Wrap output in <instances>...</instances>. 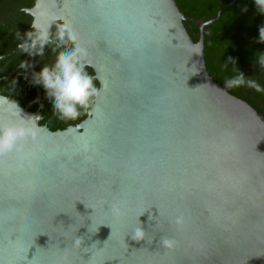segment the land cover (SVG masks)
I'll list each match as a JSON object with an SVG mask.
<instances>
[{
    "label": "water",
    "instance_id": "obj_1",
    "mask_svg": "<svg viewBox=\"0 0 264 264\" xmlns=\"http://www.w3.org/2000/svg\"><path fill=\"white\" fill-rule=\"evenodd\" d=\"M235 1L196 42L176 0L34 1L35 35L72 27L99 96L52 129L0 108L37 129L0 156V264H264V111L203 60Z\"/></svg>",
    "mask_w": 264,
    "mask_h": 264
},
{
    "label": "trees",
    "instance_id": "obj_2",
    "mask_svg": "<svg viewBox=\"0 0 264 264\" xmlns=\"http://www.w3.org/2000/svg\"><path fill=\"white\" fill-rule=\"evenodd\" d=\"M230 0H176L194 42L198 23L215 17ZM264 13L256 0H236L218 21L203 28V60L206 71L225 85L243 76L230 89L264 111ZM229 57L232 63H229ZM249 81L252 83L250 84Z\"/></svg>",
    "mask_w": 264,
    "mask_h": 264
},
{
    "label": "clouds",
    "instance_id": "obj_3",
    "mask_svg": "<svg viewBox=\"0 0 264 264\" xmlns=\"http://www.w3.org/2000/svg\"><path fill=\"white\" fill-rule=\"evenodd\" d=\"M264 13V0H256ZM264 33V28L260 30V38ZM56 40L63 50L56 56L54 64L45 66L39 72L38 83L43 86L47 94L51 97L52 107L58 115L67 120H75L79 117V109H87L91 106L94 99L99 96V90L94 83V78L86 71L84 60L87 51L79 44L78 33L67 24L61 25L56 34ZM52 43L48 27H40L32 39V47L39 45L43 49ZM69 45H71L69 47ZM229 63L232 59L229 57ZM243 76L234 77L225 83L226 88L239 85ZM251 84L252 82L249 81ZM7 107L15 112L19 117L21 110L17 103L10 101L7 97L0 96V108ZM37 136L35 122H31V127L27 122L20 124L0 123V156L11 152H22V142ZM176 223L181 225L182 218H178ZM143 229H137L133 239L143 238ZM79 242V241H78ZM173 241L162 238L161 244L165 248H171Z\"/></svg>",
    "mask_w": 264,
    "mask_h": 264
},
{
    "label": "flooded vegetation",
    "instance_id": "obj_4",
    "mask_svg": "<svg viewBox=\"0 0 264 264\" xmlns=\"http://www.w3.org/2000/svg\"><path fill=\"white\" fill-rule=\"evenodd\" d=\"M34 1L0 0V92L29 113H36L38 121L50 129L75 125L85 109H79L75 120L61 118L52 107L51 97L38 83L41 69L54 64L63 50L55 38L62 24L57 22L50 31L52 43L33 49L35 28L28 11Z\"/></svg>",
    "mask_w": 264,
    "mask_h": 264
}]
</instances>
